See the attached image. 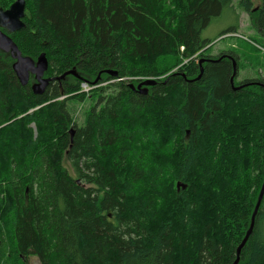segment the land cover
<instances>
[{
  "label": "trees",
  "instance_id": "obj_1",
  "mask_svg": "<svg viewBox=\"0 0 264 264\" xmlns=\"http://www.w3.org/2000/svg\"><path fill=\"white\" fill-rule=\"evenodd\" d=\"M25 1L21 54L77 75L35 94L0 50V264H231L264 179V78L234 90L233 49L196 76L235 0ZM237 1L264 36V0ZM89 93L78 125L69 102ZM263 200L237 264H264Z\"/></svg>",
  "mask_w": 264,
  "mask_h": 264
},
{
  "label": "rangeland",
  "instance_id": "obj_2",
  "mask_svg": "<svg viewBox=\"0 0 264 264\" xmlns=\"http://www.w3.org/2000/svg\"><path fill=\"white\" fill-rule=\"evenodd\" d=\"M251 1L252 7H256L261 3V0ZM231 27H235L237 31L235 33H227L211 41L205 48L203 54L213 57L223 53L226 49L237 51L239 53L240 69L236 75V84L234 83V85H238V82L244 78H264V36L256 32L255 28L251 26L248 12L238 5L237 0L233 2L232 8H225L219 16L215 17L203 30L202 35L206 38H213L222 30ZM194 58L195 56H193V59ZM165 59L166 64H169V59L167 57H165ZM187 60V58L184 59L181 64L185 63ZM195 61H197V58H195ZM181 64L174 67L171 71L178 69ZM94 96L93 93H89L82 101L76 99L69 102L72 107L71 113L78 125L83 123L85 112L93 102ZM64 165L68 168L69 172L73 174L68 163L65 162ZM177 181L174 180V184ZM29 264H39V262L35 256H32L29 259Z\"/></svg>",
  "mask_w": 264,
  "mask_h": 264
},
{
  "label": "water",
  "instance_id": "obj_3",
  "mask_svg": "<svg viewBox=\"0 0 264 264\" xmlns=\"http://www.w3.org/2000/svg\"><path fill=\"white\" fill-rule=\"evenodd\" d=\"M25 5H26L25 0H14L9 5V7L7 8L0 7V50L9 52L11 57L14 59V61L12 62V68L20 84L22 85L27 84L29 82L30 75L31 74L34 75L36 81L31 84V89L33 93L40 94L45 90L49 82L53 80H59L63 78L66 74L77 75V73L74 69H70L62 73L61 75L44 76V72L48 68V60L45 53L43 52L40 53L36 59L21 54L19 48L17 47V45L15 44V42L8 33H13L24 27L25 23L23 21V17L25 13ZM222 56H226V55L223 54L218 58H206V57L200 58L199 73L197 74L196 78H199L203 72V66H202L203 61H217ZM231 59H232V73L230 76V83L232 88L236 90L242 87L243 84L234 85V77L236 75L237 67H236V60L233 57H231ZM105 72L111 76H115L117 74V71L112 69H106ZM98 77L99 74L94 80V82L97 81ZM155 83H157V80L155 78L149 77L139 81L136 86L133 83H129V86L140 93L146 94L147 87L154 85ZM69 132L70 135L72 136L73 128H70ZM188 134H189V130H186V135ZM180 186L185 187V185L181 181H177L176 182L177 189H179ZM263 196H264V179L261 183L259 192L257 194V199L250 217V223L248 225L247 230L245 231L243 238L236 247L235 258L231 264H237L239 262L241 250L252 232L255 222V215L261 205Z\"/></svg>",
  "mask_w": 264,
  "mask_h": 264
},
{
  "label": "built area",
  "instance_id": "obj_4",
  "mask_svg": "<svg viewBox=\"0 0 264 264\" xmlns=\"http://www.w3.org/2000/svg\"><path fill=\"white\" fill-rule=\"evenodd\" d=\"M193 56H196V55H193ZM91 88V86H89L86 82L85 83H81V90L82 91H88L89 89Z\"/></svg>",
  "mask_w": 264,
  "mask_h": 264
},
{
  "label": "flooded vegetation",
  "instance_id": "obj_5",
  "mask_svg": "<svg viewBox=\"0 0 264 264\" xmlns=\"http://www.w3.org/2000/svg\"><path fill=\"white\" fill-rule=\"evenodd\" d=\"M223 54L226 55V57L228 56V55L225 54V53H221V54L218 55V57L221 56V55H223ZM203 57H206V58H216V57H214V56H213V57L203 56ZM224 57H225V56H224ZM201 58H202V57H201ZM205 62H208V61H203V63H205Z\"/></svg>",
  "mask_w": 264,
  "mask_h": 264
}]
</instances>
